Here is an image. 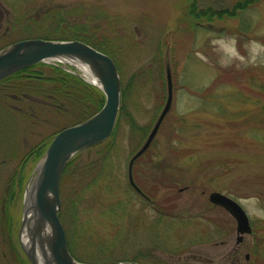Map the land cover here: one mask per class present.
Wrapping results in <instances>:
<instances>
[{"label":"rangeland","instance_id":"374dc122","mask_svg":"<svg viewBox=\"0 0 264 264\" xmlns=\"http://www.w3.org/2000/svg\"><path fill=\"white\" fill-rule=\"evenodd\" d=\"M193 2L0 0V50L21 39L42 38L46 32L34 20L60 8L71 12L70 23L79 19L72 13L85 20L86 15L97 17L92 11L104 12L102 29L121 50L116 64L127 92L111 143L116 146L112 175L94 183L100 168L95 163L98 144L70 160L78 156V165L64 180L69 162L60 183L62 223L83 263L232 264V252L240 247L243 264H255L254 235L264 241V0L242 11L234 7L241 0ZM193 5L242 14L209 24L188 16ZM242 22L245 28L238 33ZM167 65L174 84L172 108L133 168L154 206L134 196L128 208L117 204L111 211L108 205L133 196L128 163L166 104ZM58 66L89 84L77 67ZM45 74L51 77L48 68ZM35 83V88L18 81L0 86V264H30L19 239L29 181L53 136L92 112L76 95L55 97L63 95L61 86L45 81L46 87L55 86L51 95L56 106L50 105L51 97L37 92L41 82ZM103 167L110 168L108 162ZM213 191L233 198L249 215L253 234L243 244H236L235 219L210 202ZM80 192L84 202L77 207ZM158 208L172 209L166 217Z\"/></svg>","mask_w":264,"mask_h":264},{"label":"water","instance_id":"95a60500","mask_svg":"<svg viewBox=\"0 0 264 264\" xmlns=\"http://www.w3.org/2000/svg\"><path fill=\"white\" fill-rule=\"evenodd\" d=\"M41 62L64 63L80 70L84 67L95 80L92 84L104 93L105 103L91 117L55 135L38 161L25 195L19 239L31 264H86L76 260L69 251L67 236L59 216L62 205L60 183L68 163L77 153L103 143L112 136L121 109L122 81L113 59L85 42L27 39L0 50V82ZM166 77V104L145 142L128 163L131 187L149 202H152L151 198L134 179L133 168L135 162L150 149L171 111L174 84L169 65ZM209 200L224 208L235 219L236 244H241L246 235L252 234L250 217L239 202L217 191L210 193ZM24 230L27 231L25 241L22 240Z\"/></svg>","mask_w":264,"mask_h":264},{"label":"trees","instance_id":"16d2710c","mask_svg":"<svg viewBox=\"0 0 264 264\" xmlns=\"http://www.w3.org/2000/svg\"><path fill=\"white\" fill-rule=\"evenodd\" d=\"M254 2H256V0H241V3L239 2L234 7L238 8L239 11H242L244 9H247ZM192 3H194L193 0H192ZM234 7H233V9H234ZM193 8L190 7V9H189L190 13L188 14V16L191 19H199L201 22L207 21V23H209V24H211V23L214 24L217 22V20H223L224 18H237V19H239L240 15L242 14V13H233L232 11H229L227 9H220V10L208 9L207 11H202V10H199L198 8L195 9V6ZM70 13L71 12L66 11V8L65 9H63V8L53 9V10L47 11L45 13H41L40 19H36V20H34V22L39 24L41 21V25L40 26L38 25V26L40 29H44L43 33L46 32V35H42V38L43 39H60V40H67V39L81 40V41L95 47L96 49L108 54L117 63V59H116L117 52H120L121 50L116 47L115 41L113 39L111 40L109 38V34L107 32H104L102 29V25L100 23V21L102 20V16L100 15V13H104V12L92 11V13H99V14H97V17H96V15L94 17H91V15H86V17H84L85 20L81 19L80 18L81 16H77L76 13H72L73 17H79V19H73L72 23H70V20H71V18H69ZM200 17H203V18H200ZM244 24L245 23L242 22L241 26H239V30H238L239 32L238 33H240L241 31L243 32V30L245 28L243 26ZM63 27L66 29H69L70 31L68 32ZM61 28H63V29H61ZM52 29H54L55 31H52ZM52 32H56V33L63 32V34H67V35L60 34L61 35L60 37H53V36H51V35H53ZM240 43H241V40H240ZM46 68H48V71L51 73V75H50L51 77L46 76V74H45ZM16 81H18L19 83L26 82L28 88L29 87L30 88L37 87L35 81L41 82L38 85L39 88L37 89V92L38 93L45 92L49 97H51V101H49V104L53 105V106H56V104L54 103L55 102L54 98L57 97V94L59 96H62V97L67 96V94H68V96L70 95L71 97L77 96L76 98L79 100V104L81 106L85 107L86 109H89L92 111L89 114L86 113V116L84 117V119L88 118L89 116H91L92 114H94L98 110H100L101 107L103 106L104 102H105V96L99 88H97L91 84L86 83L80 77L65 71L62 67L57 66V65H51V64H46V63H38L35 65H32L26 69L21 70L20 72L14 74V75L6 78L2 82H0V86L7 84V83L16 82ZM45 81H49L52 83L56 82L55 86H57L59 84L62 88L63 95L60 93L54 94L55 97L53 95H51L55 91L53 89L55 86L54 87H46L44 84ZM18 86H17V89H18ZM67 88H71V90L67 89ZM126 92H127V88H126V90L123 88L122 89V107H121V112L119 115L118 123H119V121H120V119L124 113L125 107H124L123 103H124V97H125ZM27 96H29V97H27ZM27 96H24V97H26L30 100H33L34 102L35 101H41L42 103L44 102V100H40L39 96H30V95H27ZM58 111H61V110H58ZM118 123H117L115 131H114L113 135L110 137V139H108L104 143L96 146L97 148L100 147L101 150H99L100 152H98V155H99L98 160L95 162V163L99 162L100 168L97 171L99 174H97V178L94 180V183H97V181H99V180L106 182L107 176L112 175L111 170H113L114 166L111 165V163L113 162V156L111 153L114 152V147L116 148V146L113 144L111 145V143L115 139ZM46 146L44 145L42 147V149L39 151L38 156H40V155L42 156V154L44 153V151L46 149ZM79 157H80V155H79ZM77 158H78V156L75 157L70 162V164L68 165V168L66 169L65 175L63 177L64 180L66 179L65 177H66V174L69 172V170H72V168H74L76 165H78L76 163ZM107 162L110 166L109 170H108V168L103 167V163L106 164ZM134 170H136V165H135ZM137 183L146 193H148L149 196H151V194H150L151 192H149L141 182H137ZM19 184H21V181H18L16 183L17 186ZM85 188H86V186H85ZM131 192L133 193V196L127 197L126 201L123 202V201L119 200L113 204L108 205V206H110L111 211L115 210V207L117 206V204L120 207L125 208V206H127L132 200H134V196H137L138 198L142 199L137 193H135V191L132 188H131ZM84 196H85L84 192L79 193V195L77 196V199H76V205L75 206L79 207L80 203L84 202ZM143 201H144V199H143ZM157 206H159V205H157ZM126 208H128V207H126ZM172 208L174 209L173 206H172ZM172 208H164V209L158 208V212H160L161 216L167 217V215L170 214L169 209H172ZM63 211H64V209L59 213L61 220H63ZM257 234L258 233H256L254 235L255 244H254L252 255L255 258V264H264V260H263L264 259V244H263L264 241L259 239ZM74 243L77 244L76 242H74ZM72 246H73V244L69 241L70 251L73 254V256L76 258L75 254L73 252ZM124 261H126V260H124V259L123 260L122 259L121 260H111L108 264H115V263L124 262Z\"/></svg>","mask_w":264,"mask_h":264},{"label":"bare ground","instance_id":"6f19581e","mask_svg":"<svg viewBox=\"0 0 264 264\" xmlns=\"http://www.w3.org/2000/svg\"><path fill=\"white\" fill-rule=\"evenodd\" d=\"M41 39H43V38H41ZM24 40H26V39H21V40H19V41H17V42H20V41H24ZM45 40H58V41H74V40H60V39H45ZM75 40H77V39H75ZM79 41H81V40H79ZM83 42V41H82ZM82 69V71H83V73L85 74V76L87 77V79L89 80V81H91V82H93V81H95L94 80V78L90 75V73L88 72V70H86L84 67H82L81 68ZM67 72H69V71H67ZM69 73H71V74H76V76L78 75L77 73H75L74 71L73 72H69ZM84 76V77H85ZM78 77H79V75H78ZM113 135V134H112ZM146 195L147 196H149L147 193H146ZM151 205V204H150ZM153 206H154V204H152ZM26 236H27V231L26 230H24L23 231V233H22V240L23 241H25L26 240ZM69 243V242H68ZM70 250V249H69Z\"/></svg>","mask_w":264,"mask_h":264},{"label":"flooded vegetation","instance_id":"af4514ba","mask_svg":"<svg viewBox=\"0 0 264 264\" xmlns=\"http://www.w3.org/2000/svg\"><path fill=\"white\" fill-rule=\"evenodd\" d=\"M0 19H1V13H0ZM152 205V204H151ZM240 248V247H239ZM234 249L233 250V252H232V254L234 255L233 256V259H232V261L230 262V263H232V264H243V261H242V257H241V255H240V249ZM230 258H231V256L230 257H228V261L230 260ZM245 261L246 262H249L250 263V261H251V258L249 259V257H247V253H246V255H245Z\"/></svg>","mask_w":264,"mask_h":264}]
</instances>
